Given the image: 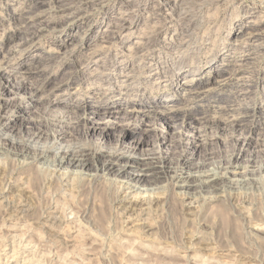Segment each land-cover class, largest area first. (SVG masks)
I'll use <instances>...</instances> for the list:
<instances>
[{"label":"rangeland","instance_id":"rangeland-1","mask_svg":"<svg viewBox=\"0 0 264 264\" xmlns=\"http://www.w3.org/2000/svg\"><path fill=\"white\" fill-rule=\"evenodd\" d=\"M178 1L0 0V107L18 102L0 114V130L14 120L7 134L18 144L0 136V264H264V0ZM199 16L206 21L196 25ZM181 27L189 31L181 33L179 49L173 31ZM136 41L146 45L137 55L131 47L142 45ZM127 71L136 74L131 88L122 87ZM88 73L92 79L83 78ZM24 83L45 84L36 97L41 102H28L30 89L19 90ZM49 98L62 102H42ZM81 101L89 102L83 107ZM112 101L125 103L132 114L110 117L106 106ZM215 114L238 118L235 131L218 126L223 122L210 126ZM95 126L96 132L88 131ZM104 128L109 133L101 141ZM39 130L64 136L63 147L87 151L112 148L130 131L139 152L148 153L145 163L162 155L166 170L183 156L185 170L204 163L206 170L224 168L219 174L230 165L247 169L233 182H219L211 194L179 192L171 174L149 175L141 184L149 188L145 196L159 199L144 206L146 214L144 207L124 211L117 209L125 188L115 171L85 180L65 169L54 172L53 155L41 170L20 155ZM52 176L58 179L50 181ZM24 203L33 208L29 216L19 211ZM35 211L59 213L62 237L51 242Z\"/></svg>","mask_w":264,"mask_h":264},{"label":"bare ground","instance_id":"bare-ground-1","mask_svg":"<svg viewBox=\"0 0 264 264\" xmlns=\"http://www.w3.org/2000/svg\"><path fill=\"white\" fill-rule=\"evenodd\" d=\"M178 0H175V3L177 2ZM185 1V0H184ZM212 1V0H211ZM211 1H208V2H211ZM218 1V0H215V2ZM225 1V0H224ZM179 2V1H178ZM234 4V3H233ZM176 5V4H174ZM190 5V4H189ZM172 6V5H171ZM183 6V5H182ZM194 6V5H193ZM219 6V4H218ZM180 7V6H179ZM199 7V6H197ZM196 7V8H197ZM201 7V6H200ZM200 7H199V10H200ZM205 7H208V6H205ZM220 7V6H219ZM224 7V6H223ZM257 7V6H256ZM174 8V7H173ZM177 8V6H176ZM184 8V7H183ZM190 8V6H189ZM202 9V8H201ZM210 9V8H209ZM172 10V9H171ZM189 10V9H188ZM196 10V9H195ZM198 10V9H197ZM196 10V11H197ZM216 10V9H215ZM170 11V10H169ZM176 11V10H175ZM194 11V10H193ZM209 11V10H208ZM218 11V10H217ZM180 12V11H179ZM187 12V11H186ZM204 12V11H203ZM211 12V11H210ZM216 12V11H215ZM191 13V12H190ZM208 13V12H207ZM206 13V14H207ZM214 13V12H212ZM223 13V12H222ZM216 14V13H215ZM214 14V15H215ZM218 14V13H217ZM221 14V13H220ZM224 14V13H223ZM154 15V14H153ZM161 15V14H160ZM180 15V13H179ZM178 15V16H179ZM192 15V14H191ZM190 15V16H191ZM198 15V14H197ZM208 15V14H207ZM175 16V15H174ZM183 16V15H182ZM190 16L188 18H190ZM213 16V15H212ZM155 17V16H153ZM204 16H199V20L196 19V25L199 24V21L200 23H203L205 22L206 20L203 18ZM209 18L211 16H208ZM158 18V16H157ZM166 18V17H165ZM173 18V17H172ZM176 18V17H175ZM207 18V17H206ZM222 18V17H221ZM224 18V17H223ZM208 19V18H207ZM218 18L216 17L214 21H216ZM179 21V20H178ZM182 21V20H181ZM195 21V20H194ZM154 22V20H153ZM186 22V21H185ZM118 23V22H117ZM122 23V22H121ZM130 23V22H129ZM161 24V22H159ZM169 23V22H168ZM180 23V22H178ZM189 23V21H188ZM215 23V22H214ZM154 24V23H153ZM156 24V23H155ZM154 24V25H155ZM166 24V23H165ZM171 24V23H170ZM173 24V23H172ZM187 24V22L185 23ZM210 24V23H209ZM201 25V24H200ZM212 25V24H211ZM217 25V24H216ZM117 26V25H115ZM126 26V25H124ZM160 26V25H159ZM164 26V25H163ZM180 26V25H179ZM178 26V27H179ZM123 27V26H122ZM157 27V26H156ZM183 27V26H182ZM181 27V28H182ZM187 27V26H186ZM212 27V26H210ZM194 28V27H193ZM121 29V27H120ZM148 29V28H147ZM153 29V28H152ZM160 29V28H159ZM112 30V29H111ZM195 30V29H193ZM259 30V29H257ZM128 31V30H127ZM157 32L155 33H158V30H156ZM180 31V32H179ZM189 30H185L184 28H182L181 30L179 29H175L173 31V37H176L177 40H179V37H181V33L182 34H185V32L188 33ZM255 32V31H254ZM262 32V31H261ZM43 33V32H42ZM113 33V32H112ZM148 33V32H146ZM154 33V34H155ZM186 33V34H187ZM247 33V32H246ZM111 34V33H110ZM114 34V33H113ZM194 34V31L191 32V35L188 34V38L192 37V35ZM43 35V34H42ZM150 35V34H149ZM152 35V33H151ZM158 34H155V37H149L147 38L146 40V45L147 44H150V42H152L153 39H155L157 37ZM196 35V34H195ZM242 35V34H241ZM241 35L239 36H236L237 38L238 37H241ZM110 36V35H109ZM183 36V35H182ZM252 37H255L256 34H252L251 35ZM262 36V35H261ZM115 37V36H114ZM141 38V37H140ZM236 38V39H237ZM104 39V38H103ZM264 39V38H263ZM66 40V39H65ZM141 40V39H140ZM253 40V39H252ZM180 41V40H179ZM178 41V42H179ZM175 42V41H174ZM177 42V43H178ZM184 41H180L177 45V48L181 47L183 45ZM134 44H141L142 47L139 46H132V51L133 50H136L137 49V52H136V55L142 51L141 49H143V46H146V45H143V42H135ZM155 44V43H153ZM260 45V44H259ZM262 45V44H261ZM130 48V49H131ZM166 48V47H165ZM139 49V50H138ZM180 49V48H179ZM257 49V48H256ZM65 53V52H64ZM133 53V52H132ZM141 53V52H140ZM257 53V52H256ZM135 54V53H134ZM135 55V56H136ZM141 55V54H139ZM138 57V56H137ZM142 58V57H141ZM142 60V59H141ZM140 61V60H139ZM139 66V65H138ZM6 67V66H5ZM135 67V66H133ZM3 68V67H2ZM1 69V68H0ZM138 69V68H137ZM135 70V69H134ZM7 71V70H6ZM5 74V70L3 71H0V76H4ZM122 75V74H121ZM136 74H134V71H130L123 75V85L122 87H125V88H131L132 85L134 84L133 83V79H134V76ZM25 76V75H24ZM99 75H97L98 77ZM7 77V76H6ZM88 77L89 79H92L91 77H93V75H89L88 73V76H85L83 75V78H86ZM95 77V76H94ZM24 79H29V77L25 76ZM109 79H114V75L113 74H110L109 76ZM3 81V80H2ZM6 82V81H5ZM27 82V81H26ZM8 84V83H7ZM41 84V83H40ZM28 89H30V92H29V96L30 99L28 102H31V104L35 101H40V100H37L36 97H38L40 99V97L38 95H40L41 93H44V90H45V84H41V85H33V84H30V83H24V84H21L20 87H19V90H24V91H27ZM92 89H89V91H91ZM23 95V94H22ZM242 98V97H240ZM19 100V98H18ZM242 100V99H241ZM41 102V101H40ZM43 103L45 104H48V106H58L60 102L62 101H57L55 102L54 100H51L50 98L47 99L46 101H42ZM89 101H81L79 102L78 104L79 105H82L83 107H85V103H87ZM3 103V102H2ZM63 103L65 104H72L73 102H65L63 101ZM18 102L15 103V104H12V103H6L5 105H3L2 107H0V114L2 111H4V115H7L8 113L6 111L9 110V108H11L12 106L14 107H17L18 105ZM169 104V103H167ZM169 106V105H167ZM240 106V105H239ZM80 107V106H79ZM26 108V107H24ZM57 108V107H56ZM242 108V107H241ZM48 109V108H47ZM54 110V109H53ZM127 110V106L125 103H121V102H118V101H112V102H109L106 106V111L109 112L110 114V117H114V116H117V115H120V113H123L126 114V115H129V114H132L131 112H129ZM104 112V111H103ZM134 112V111H132ZM223 114V113H222ZM212 115V114H211ZM90 116V115H89ZM131 116H134V115H131ZM160 117L158 118L159 120H164V117H163V113H161L159 115ZM213 116V115H212ZM228 116V115H227ZM88 117V116H87ZM208 117V116H207ZM242 117V116H241ZM3 118L2 115H0V122H3ZM93 118V117H92ZM219 118V119H218ZM156 119V118H155ZM158 120V121H159ZM233 120H236V117H233V118H229V117H219V116H216L215 114V117H212V120H211V123H210V126H214L217 122H223L222 124H217L218 126H227V127H232V129L235 131V122ZM14 122V120H8L6 123L4 122L3 123V129L0 130V136L4 135V139L9 142L10 144H17L15 143V139L13 138V135H10V134H7L8 133V123L10 122ZM209 121V120H208ZM238 121V118L236 120V122ZM86 122H89V121H86ZM185 122V121H183ZM210 122V121H209ZM208 122V123H209ZM186 124V123H185ZM94 125V124H93ZM190 125V124H189ZM194 125V124H193ZM196 125V124H195ZM240 125V124H239ZM8 127V128H7ZM193 127V126H191ZM7 128V129H6ZM194 129V128H193ZM91 130V131H94L95 132L98 130L95 127H91V129H88V131ZM102 132L104 133H101V136H99V139L102 141L103 139H105L107 137V133H109V129L107 128H104L103 130H101ZM31 133V132H30ZM137 135L135 133H131L130 131H124L120 136H118V141H117V145L112 147V148H107L103 145H97L95 149L93 150H84L83 148H71V147H63L62 144H61V140L64 136H61V135H57L56 134H53L50 138V136H46L42 131H37L36 133H33V135L31 136V140L27 143V139L26 140V143H24V141L21 143L23 144L21 146V149L20 150V155L26 157V158H29V161H31V164H41L38 169L41 170L44 169L43 167L46 165V161H48V157L52 156L53 155V167H55V170L54 172H59L61 171L62 169H65L67 170V174L70 172L72 173L73 175L75 176H79V177H83L85 180H86V177H92L94 176V173L95 174L97 173L98 175L100 173L104 174V175H108V173H110L111 171H115L116 172V175H115V179L119 182H121V184H119L120 186L123 184L124 188H125V193L123 194L124 196L120 199L121 201L119 202V206L117 209H119V207L123 210L125 209L126 211H129V210H132V211H135L136 208H141V207H144L146 204L148 205V202L150 201L151 203V200L154 199L156 200L155 198H151L149 196H145L147 195L148 191H149V188L148 187H142L141 184L143 183L144 180H148V176L149 175H156V177H158L160 174H164L166 176V174H171V178L173 180L176 181V186L179 188V192L180 190H183V192H187L188 194L192 192L195 193L196 191L199 193V191H213L212 189L216 188L218 183L220 182L221 184L224 183L225 181H229L230 182H233L234 179L233 177L235 178V176H238V174L240 173V171L244 170L246 171L247 169V166H246V169H244L242 166H240L239 164L237 165H233V166H229L228 167V170H224L225 173L224 174H219L218 172L221 170V169H224V168H221L219 169V171L217 170L216 168V171L214 169H211V167L209 169L206 170L205 168V163L202 164V165H199V167L195 170V171H191V170H185V167H184V164H186V161L184 164L183 162L181 161V159L179 160V163L177 164L176 167H169L168 170H166V167L164 165V158L162 155L159 156V160L158 161H153L151 163H145V158L144 156L148 155V153L144 154L142 152H139V145L140 143L137 141ZM29 137V136H28ZM168 137V136H167ZM163 138V137H162ZM164 139V138H163ZM46 141L44 142V144L40 145V142L41 141ZM5 141V142H6ZM241 141V140H240ZM244 141V140H243ZM17 142V141H16ZM18 142H20L18 140ZM245 142V141H244ZM126 143H129V144H126ZM2 145V144H1ZM9 145V144H8ZM18 145V144H17ZM20 145V144H19ZM159 145V144H158ZM237 145V144H236ZM4 146V145H3ZM245 146L242 145V147ZM1 147V146H0ZM6 147V146H5ZM14 147V146H13ZM159 147V146H158ZM192 147L194 148V150H197L198 149V145L196 144V142H192ZM17 147L15 146V149ZM3 149V148H2ZM9 149V147H8ZM11 149V148H10ZM190 150V149H189ZM1 151V150H0ZM3 151H5L3 149ZM9 152V150H6ZM7 152V153H8ZM17 152V151H16ZM19 153V152H18ZM194 154V153H192ZM11 155V154H10ZM13 155V154H12ZM15 155V154H14ZM19 155V156H20ZM241 154H237L236 158L239 159V156ZM9 156V155H8ZM18 156V157H19ZM155 157V156H154ZM187 157V156H186ZM189 158V157H188ZM24 159V158H23ZM235 159V158H234ZM26 162V161H25ZM14 163V162H13ZM51 163V161H50ZM49 163V165H50ZM24 164V163H23ZM27 164V163H26ZM25 164V165H26ZM29 165V164H28ZM207 165V164H206ZM217 167V166H216ZM130 168H135V169H130ZM220 168V167H219ZM3 169V168H2ZM1 169V170H2ZM13 170V169H12ZM48 170V169H46ZM64 170V171H65ZM6 171V170H5ZM45 171V170H43ZM50 171V170H49ZM218 171V172H217ZM223 171V172H224ZM4 172V170H3ZM2 172V173H3ZM42 172V171H41ZM40 172V173H41ZM222 172V173H223ZM248 172V171H247ZM5 173V172H4ZM44 173V172H43ZM42 173V174H43ZM47 173V172H46ZM66 173V172H65ZM242 173V172H241ZM45 174V173H44ZM53 174H56V173H53ZM58 174V173H57ZM231 174V175H230ZM3 175V174H2ZM1 175V171H0V176L2 177ZM47 175V174H46ZM59 175L62 176V173H60ZM44 175H41L40 177H42ZM48 176V175H47ZM47 176H44V177H47ZM57 176V175H56ZM97 176V175H96ZM5 177V176H4ZM39 177V176H38ZM43 177V179H45ZM55 177V176H54ZM60 177V176H59ZM64 177V176H63ZM71 177V176H69ZM78 177V178H79ZM99 177V176H97ZM101 177V176H100ZM169 177V178H170ZM6 178V177H5ZM56 179H58V177H55ZM92 178H90L89 180H92ZM37 179V177H36ZM36 179L33 181L34 183H36L39 179ZM42 179V178H41ZM38 181L37 183V187H41L39 186V182L40 184L42 183L41 180ZM48 179V178H47ZM53 176H52V179L50 178V181L53 180ZM54 179V180H56ZM61 179V178H60ZM95 179V178H94ZM93 179V180H94ZM2 180V179H1ZM46 180V179H45ZM63 181V179H61ZM75 180V178L73 179V181ZM84 180V181H85ZM92 180V181H93ZM114 180V179H112ZM171 180V179H170ZM3 181V180H2ZM0 181V182H2ZM66 181V180H65ZM72 181V180H71ZM81 181V180H80ZM78 181V182H80ZM246 181V180H244ZM244 181H241L244 183ZM44 182V181H43ZM57 182V181H56ZM55 182V183H56ZM60 182V181H59ZM59 182H57L59 184ZM87 182V181H86ZM85 182V183H86ZM89 182V181H88ZM116 182V181H115ZM226 182V183H227ZM229 182V183H230ZM239 182V181H238ZM237 182V183H238ZM50 183V182H49ZM84 183V182H83ZM83 183L81 184L82 187L83 186ZM84 183V184H85ZM89 183H92L91 181ZM88 183V184H89ZM174 183V182H173ZM219 183V184H220ZM44 184L45 182L43 183V187H44ZM57 184V185H58ZM113 184V183H112ZM117 184V183H116ZM231 184V183H230ZM36 185V184H35ZM46 185V184H45ZM64 185V184H62ZM66 185V184H65ZM64 185V186H65ZM91 185V184H90ZM94 185V184H93ZM96 185V184H95ZM94 185V186H95ZM103 185V184H102ZM114 185V184H113ZM174 185V184H173ZM52 186V185H51ZM55 186V185H54ZM53 186V187H54ZM59 186V185H58ZM67 186V185H66ZM87 186V185H86ZM93 186V187H94ZM98 186V185H97ZM105 186V185H103ZM36 187V186H35ZM50 188V186H47V188ZM62 187V186H60ZM68 187V186H67ZM70 187V186H69ZM89 187V186H87ZM100 188L101 187V184L99 186ZM97 187V188H99ZM108 186L106 185V189ZM122 187V186H121ZM85 188V187H84ZM41 189V188H39ZM43 189V188H42ZM45 189V187H44ZM53 189V188H52ZM56 189V188H55ZM80 189V188H79ZM91 189V188H90ZM105 189L104 187L102 188V191H106V190H103ZM154 189V188H153ZM176 189V188H175ZM94 190H96L94 188ZM101 190V189H100ZM112 190V189H111ZM115 190V188H114ZM124 190V189H122ZM5 191V190H4ZM50 191V190H49ZM62 191V190H61ZM60 191V192H61ZM108 191H110V189H108ZM113 191V190H112ZM120 191V190H119ZM100 191H98L99 193ZM104 192H101V195L104 196ZM111 192V191H110ZM122 192V191H121ZM120 192V193H121ZM200 192V193H201ZM119 193V194H120ZM199 193V194H200ZM210 193V192H209ZM214 193V192H213ZM212 193V194H213ZM55 194V193H54ZM113 194V193H112ZM111 194V195H112ZM180 194H183L182 192ZM211 194V193H210ZM100 195V194H99ZM106 195V194H105ZM118 195V193H117ZM215 195V194H214ZM102 196V197H103ZM109 196V195H108ZM119 196V195H118ZM187 196V195H186ZM1 197V196H0ZM25 198V196H23ZM105 197V196H104ZM107 197V196H106ZM105 197V198H106ZM29 198V196H28ZM26 198V199H28ZM118 198V197H117ZM116 198V199H117ZM151 198V199H150ZM213 198V197H212ZM159 199V198H158ZM157 199V200H158ZM193 200V199H192ZM21 201V204H22V200ZM19 201V203H20ZM185 201V200H184ZM115 202V201H114ZM155 202V201H154ZM18 203V204H19ZM27 203V202H26ZM118 204L117 200L115 202V204ZM156 203V202H155ZM13 204V203H12ZM10 204V205H12ZM16 204V203H15ZM14 204V205H15ZM154 204V203H153ZM13 205V206H14ZM27 205V204H26ZM25 203L23 204V206L21 208H23L22 210H19L21 213H23V215L27 214L28 216L31 215L30 213L32 212L31 207H28L26 206ZM32 205V204H31ZM193 205V204H192ZM9 206V205H8ZM19 206V205H17ZM16 206V207H17ZM152 206V204H151ZM10 207V206H9ZM15 207V206H14ZM148 207V206H147ZM146 207V208H147ZM12 208V207H11ZM10 208V209H11ZM26 208V209H24ZM48 208V207H47ZM46 208V209H47ZM52 207L50 206V209ZM54 208V207H53ZM149 208V207H148ZM33 209V208H32ZM66 209V207H65ZM143 208H141L142 210ZM190 209V208H189ZM49 210V208H48ZM68 210V209H67ZM124 210V211H125ZM14 211V210H13ZM16 211V209H15ZM18 211V210H17ZM45 211V209H44ZM50 211V210H49ZM56 211V210H55ZM55 211H51L49 213H46L44 214L43 216H41L39 213V215L41 216V218H39V215L36 214V211H35V214L37 215L38 219H39V223H40V219H41V222H42V225L45 227V229H47V232L48 234L52 235L53 236H61L63 235V231L60 229V226H62L61 224L64 222V219L63 217H61V215H59V213L55 212ZM64 210H62L63 212ZM143 211V210H142ZM144 211H145V214L147 213V211L145 210V207H144ZM7 213V211H5ZM4 212V213H5ZM12 212V211H11ZM20 212H17V213H20ZM43 212V211H42ZM46 212H48L46 210ZM9 213V212H8ZM149 213V212H148ZM1 214V213H0ZM34 214V213H33ZM34 214V215H35ZM65 214V213H64ZM143 214V213H142ZM143 214V215H145ZM6 215V214H5ZM13 215V213L11 214ZM10 215V216H11ZM19 215V214H18ZM21 215V214H20ZM22 215V216H23ZM32 215V216H34ZM140 217H141V213L139 214ZM142 215V216H143ZM31 216V217H32ZM102 216V215H101ZM104 216V215H103ZM102 216V217H103ZM15 217V216H14ZM18 217V216H17ZM36 217V218H37ZM105 217V216H104ZM8 219V218H7ZM35 219V217H34ZM104 219V218H102ZM106 219V218H105ZM32 220V219H31ZM36 221V220H35ZM66 221V220H65ZM89 221V220H88ZM103 221V220H102ZM38 222V221H37ZM105 222V221H104ZM4 223V222H3ZM103 223V222H102ZM4 225V224H3ZM111 227V226H110ZM145 227V225H144ZM107 228V227H106ZM105 228V229H106ZM145 229V228H144ZM146 229H151V228H148V226L146 227ZM123 230V229H122ZM45 232V230H44ZM117 232V231H116ZM123 232V231H122ZM125 232V231H124ZM118 233V232H117ZM47 235V233H45ZM66 234V233H64ZM116 234V233H115ZM9 236V235H8ZM7 237V235H6ZM51 237V236H50ZM51 237V242H52V239L54 240L55 237L52 238ZM58 238V237H57ZM48 239V238H47ZM64 239V237H63ZM57 240V239H56ZM55 240V241H56ZM60 240V239H59ZM59 241H57L58 243ZM55 244V243H54ZM198 244V243H197ZM196 244V245H197ZM4 245V244H3ZM194 245V244H193ZM8 247V246H7ZM26 247V246H25ZM181 247V246H180ZM20 248V247H19ZM189 250H191V248H188ZM184 250V249H183ZM187 250V249H186ZM4 251V250H3ZM17 251V250H16ZM15 254V253H14ZM18 256V254H17ZM13 257V256H12ZM15 258V256H14ZM186 258V257H185ZM9 263V262H8Z\"/></svg>","mask_w":264,"mask_h":264}]
</instances>
